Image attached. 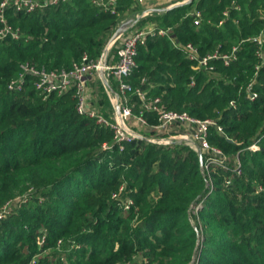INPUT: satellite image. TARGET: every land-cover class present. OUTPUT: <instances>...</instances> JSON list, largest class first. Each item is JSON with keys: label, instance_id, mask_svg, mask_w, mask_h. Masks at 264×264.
Returning <instances> with one entry per match:
<instances>
[{"label": "trees", "instance_id": "obj_1", "mask_svg": "<svg viewBox=\"0 0 264 264\" xmlns=\"http://www.w3.org/2000/svg\"><path fill=\"white\" fill-rule=\"evenodd\" d=\"M209 1L156 12L169 34L139 45L131 80L169 108L213 116L225 133L213 126L210 139L232 157L239 152L241 173L233 159L205 170L206 156L202 162L182 142L136 138L121 146L109 127L78 112L72 91L9 87L25 62L62 69L84 52L100 55L136 0H118L116 12L92 0L7 7L21 35L0 39V264H264V64L257 70L258 44L249 39L264 28L257 9L264 0ZM172 36L202 54L239 45L238 58L195 72ZM253 142L260 148H248ZM29 187L41 199L8 208Z\"/></svg>", "mask_w": 264, "mask_h": 264}, {"label": "built area", "instance_id": "obj_2", "mask_svg": "<svg viewBox=\"0 0 264 264\" xmlns=\"http://www.w3.org/2000/svg\"><path fill=\"white\" fill-rule=\"evenodd\" d=\"M58 0H0V39L7 35L18 38L21 35L19 28H14L7 18V7L14 5L17 10L34 11ZM93 3L116 12L118 0H92ZM146 0H136V4H144ZM142 15L157 10L155 7H147ZM228 10L225 14L228 15ZM139 15V14H138ZM195 21L202 20L203 13L200 9L195 11ZM167 35L169 28L158 27L156 23L144 25L123 37L118 44V38H114L105 46L104 50L97 57L84 52L81 57L74 61L71 67L54 69L47 66H39L30 62L23 63L22 69L17 77L9 82L10 88H22L26 83H32L40 89L45 96L50 94H64L72 91L76 98V108L79 113L93 118L97 124L109 127L113 131L114 141L123 143L136 138H144L160 144H171L184 141L185 144L195 149L198 153L206 156L203 165L209 171L211 164L226 165L227 154L223 148L214 144L210 139V131L214 126L219 132L225 133L224 127L214 118H203L190 113L187 110L172 109L166 106L162 96L148 95V91L139 85H134L131 76L137 66V55L139 45L145 44L147 38L152 35ZM173 41L186 53L187 57L194 61L196 69H214L215 61L222 60L228 65L238 58L239 45L232 50L224 51L220 47L206 54L192 42L181 43L174 36ZM249 39L256 40L258 44L257 54L261 63L257 70L264 64V28L262 31ZM115 48L117 50H115ZM258 72V71H257ZM33 78L31 79V77ZM101 82L109 93H112L113 114L106 112L96 104L95 84ZM255 79L248 84L251 99H256L258 91L253 89ZM196 83L195 76H192L191 85ZM134 96L138 97L137 100ZM234 103V100L232 101ZM137 106V109H135ZM147 112L155 113L156 122H151ZM138 127L140 130H136ZM143 129V130H141ZM109 147L108 141L103 143ZM254 150L260 148L254 143L249 146ZM208 168V169H207ZM239 173L242 172V163L236 165ZM123 189V186L121 187ZM127 201L126 207H129ZM61 242V240L59 241ZM131 264H137L131 263Z\"/></svg>", "mask_w": 264, "mask_h": 264}, {"label": "rangeland", "instance_id": "obj_3", "mask_svg": "<svg viewBox=\"0 0 264 264\" xmlns=\"http://www.w3.org/2000/svg\"><path fill=\"white\" fill-rule=\"evenodd\" d=\"M184 0H180L177 1L176 5L179 4H182ZM218 0H210L209 3L210 4H213L215 2H217ZM261 0H257V4L260 2ZM155 0H147L144 4H140L137 9L135 8V10H130L128 12V14H123L122 13V16L120 15V20L118 21L117 25L114 27V30H113V33L107 38V41L104 43L103 45V48H102V51L104 50L105 46L109 43V41L111 40V38L113 37L114 33L121 28V31L119 33V35L117 37H119L121 35V38L119 37L118 39V44L121 42V40L123 39L124 36H126L127 34H129L130 32H133L135 31L136 29L142 27L146 21H152L153 23H156L155 22V17H157L158 14H156V12L158 11V13L162 14L164 13L165 11H167V9H169V7L167 8V5L168 3H165V2H160L158 4H155ZM186 3V2H185ZM151 4H155V6L153 7H157L159 9L157 10H154V11H150L148 13L147 16L144 17V15H142L143 11L144 10H147L149 6H151ZM208 4V3H207ZM175 5V4H174ZM260 5V4H259ZM258 5L257 9L260 11V16H264V7H260ZM171 7V6H170ZM192 9H196V5H194L192 7ZM139 14V15H138ZM264 27V26H263ZM116 38V37H115ZM101 51V52H102ZM211 52V51H210ZM209 53V52H208ZM161 56V55H160ZM194 66V65H193ZM216 66V64H215ZM195 72L197 71H200V69H195ZM209 73V76L210 77H213V70L211 71H208ZM169 75V74H168ZM171 75V74H170ZM172 76V75H171ZM217 77V76H216ZM221 77V76H219ZM216 78V82L218 81V78ZM170 84H175V82L173 80H171L169 82ZM155 85V84H154ZM112 93H109L107 91V89L105 88V86L99 81L98 83L95 84V101H96V104L103 108L105 111H108L110 114H113L114 112V107H113V102L111 100V95ZM162 96V95H160ZM236 104V103H233V105ZM188 111V110H187ZM203 118H213V116L211 115H208L206 117H203ZM136 130H140L138 129V127H135ZM143 130V129H141ZM182 143H184V141H181ZM254 144L251 143L250 145ZM249 145V146H250ZM260 146V145H259ZM249 148V147H248ZM252 149V148H250ZM224 150V149H223ZM254 150V149H252ZM225 151V150H224ZM225 153L227 154V161H229L230 159H233L234 160V165L236 167V165H238L239 161L242 163V160L241 158L239 157V152L237 153V155L235 154L234 157L231 156V154L227 151H225ZM208 169V168H207ZM27 185V184H26ZM121 190V188L119 189V191ZM34 189H32V187H29L27 188L25 191L23 192H19L15 195H13L12 197L9 198V202H8V208L9 207H17V206H21L23 203H25V201H28V200H31V199H41L40 197L36 196L34 197ZM60 243V242H59ZM59 245V244H58ZM139 257L141 258V256L139 255ZM137 256V258H139Z\"/></svg>", "mask_w": 264, "mask_h": 264}, {"label": "crops", "instance_id": "obj_4", "mask_svg": "<svg viewBox=\"0 0 264 264\" xmlns=\"http://www.w3.org/2000/svg\"><path fill=\"white\" fill-rule=\"evenodd\" d=\"M146 1H147V0H146ZM155 1H156L155 4H158V3H160V2L168 3L167 7L173 6L174 4L176 5L177 1L180 2V0H155ZM185 1H186V0H184L183 2H185ZM183 2H182V4H183ZM155 4H151V6H149V7L154 8L153 6H155ZM152 5H153V6H152ZM155 8H156V7H155ZM157 9H159V8L157 7ZM144 11H145V10H144ZM126 14H128V12H127ZM147 15H148V14L144 15V17L147 16ZM152 23H153L152 21H146L144 25H151ZM144 25H143V26H144Z\"/></svg>", "mask_w": 264, "mask_h": 264}, {"label": "water", "instance_id": "obj_5", "mask_svg": "<svg viewBox=\"0 0 264 264\" xmlns=\"http://www.w3.org/2000/svg\"><path fill=\"white\" fill-rule=\"evenodd\" d=\"M190 1H192V0H186L185 2H190ZM185 2H183V3H185ZM178 4H179V3H178ZM173 6H175V5H173ZM173 6H171V7H173ZM171 7H169V8H171ZM167 8H168V7H167ZM120 31H121V28L118 29V30L114 33L113 37L111 38V41H112L115 37H117V36L119 35ZM199 154H200V157H201L202 162H203V154H202L201 152H200Z\"/></svg>", "mask_w": 264, "mask_h": 264}]
</instances>
